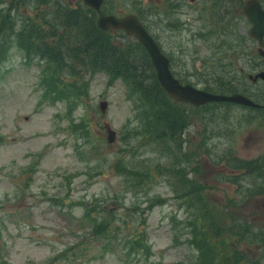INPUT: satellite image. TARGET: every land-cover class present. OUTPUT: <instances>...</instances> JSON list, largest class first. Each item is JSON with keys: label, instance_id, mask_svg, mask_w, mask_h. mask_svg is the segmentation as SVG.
<instances>
[{"label": "rangeland", "instance_id": "374dc122", "mask_svg": "<svg viewBox=\"0 0 264 264\" xmlns=\"http://www.w3.org/2000/svg\"><path fill=\"white\" fill-rule=\"evenodd\" d=\"M58 1L0 0V13L8 12L18 21L33 17L43 22L50 31L48 40H53L56 34L51 32L59 30L50 28L45 19L51 15L45 12ZM78 1L63 0L64 6L70 7H76ZM109 1L122 12L142 14L170 56L175 75L183 81L199 87L235 83L246 93L248 86H255L247 72L264 70L257 44L247 35L249 24L241 12L245 0ZM116 8L104 12H118ZM12 27V20L4 22V38L8 39ZM110 32L122 44L133 40L123 31ZM7 44L8 49L3 50L7 55L0 56V264L195 262L200 248L188 241V228L180 222L195 210L189 207L187 211L186 203L174 193V183L178 188L183 184L157 166L171 164L173 159L161 154L162 144L148 142V134L141 131L142 106L128 95L124 82L114 78L108 83L109 75L100 70L71 73L66 68L64 78L84 79L88 87L70 109L66 100L51 98L50 77L49 81L42 79L44 73L50 74L43 58L32 52L28 59L16 40ZM81 84L77 80L72 85L74 91ZM102 100L106 102L104 110L99 105ZM189 111L191 124L184 132L183 150L195 152V168L188 176L202 188L208 206L238 228L236 232L264 228V192L248 196L251 189L244 185L249 175L234 180L239 168L228 166L225 159L235 155L264 162V110L257 115L241 105L221 106L216 111L221 115L217 122L221 127L227 124L228 129L216 130L220 137L211 139L207 128L213 127H204L209 114L199 106ZM225 113L226 118L222 116ZM263 169L264 165L260 171ZM239 183L243 190L234 192ZM157 196L164 200L146 208ZM86 207H91V216L112 220V237L89 230ZM233 219L244 227L232 225ZM143 230L150 254H128L124 238L139 237ZM238 233L227 236V242L238 241ZM206 236L212 241V236ZM235 245L246 250L251 259L264 257V240H243ZM207 246L214 245L205 242L202 250Z\"/></svg>", "mask_w": 264, "mask_h": 264}, {"label": "trees", "instance_id": "16d2710c", "mask_svg": "<svg viewBox=\"0 0 264 264\" xmlns=\"http://www.w3.org/2000/svg\"><path fill=\"white\" fill-rule=\"evenodd\" d=\"M48 13L51 17L45 20L50 24V28L59 30L58 32H51L56 34L53 40H48L50 31L46 29L43 22L37 21L33 17L18 21L8 12L0 13L2 17L0 20V56L7 55L3 52L9 47L7 42L16 40L17 45L23 49L28 59L32 57V52L35 57L43 58L50 74L44 73L42 79L47 81L48 76L50 77L48 92L52 94L51 98L66 100L70 109L76 105L81 95L86 93L88 87L84 79L72 78L70 80L64 78L62 76L64 69L67 68L71 73H78L80 69L89 70L90 72L104 71L109 75L110 79L107 77L108 83L113 81L114 78H120L128 87V95L136 99L142 106V110H139V114L142 113V119H144L141 123L143 125L141 131L148 134V142L162 144L161 154L173 159L171 164L165 163L157 166L168 171L181 185L183 184L181 188H178L174 183V193L178 199L183 200L184 204L186 203L187 211L189 207L195 210L192 216L188 215L185 221H180L181 223L185 222L188 228V241L194 242L195 246L200 248L201 255L192 264H244L243 261H250L251 264H262L263 256L251 259V255L246 250L238 249L235 245L243 240L263 242L262 229L250 228L248 232L242 230L241 234L236 232L235 229L239 230L238 228L230 226L224 218L216 215L208 206L206 199H204V191L201 187H197L195 181L188 176L191 168H195V165L192 160L194 151L183 150L186 139L183 137L184 132L191 124V118L188 119L186 111L195 109L197 105L193 106L173 99L156 78L153 65L141 43L135 39L129 40L127 44L114 40L110 32L113 30L103 29L96 24L95 10L91 7L82 3H79L76 7L64 6V2L60 0L54 3L51 9L48 8L45 15ZM141 15L140 18L143 20ZM8 19L12 20L13 27L9 30L8 39H6L3 37L1 27ZM146 26L150 30L147 24ZM12 36L13 39H9ZM244 37L242 40H244ZM177 76L183 81L181 76ZM77 80H81L82 84L79 86L78 91H74L72 85ZM186 82L191 81L186 80ZM191 83L195 84L194 82ZM252 85L255 84L252 83ZM256 87L260 88L261 91L250 92L252 86H248L246 94L256 101L263 102L264 83L263 85L257 83ZM203 88L219 92L236 90L245 92L244 87L240 88L235 83L226 84L224 81L218 85L205 84ZM213 103L199 106L200 109L204 108L206 113L209 114L205 117V119L207 117L208 119L207 122H204V127L211 125L214 128L217 126L214 129L207 128L208 138L210 139L214 135L220 137L221 134L216 133L218 129L221 130L222 127L225 130L228 129L227 124L221 127L220 122H217V118L221 115L217 114L216 111L223 105L231 104L228 102ZM189 112L193 113V111ZM222 116L226 118L227 114L225 113ZM136 131L140 133V130ZM232 132L231 129L229 134ZM225 159L228 166L245 168L246 172L260 170L264 165L262 162L260 163L259 158L245 159L232 155ZM135 173L139 175V173ZM187 187H189L188 192L185 191ZM260 191L264 192L261 188H254L246 194H256ZM187 193H191V196H187ZM152 200L147 202L146 208H151L152 205L157 203L155 201H163L164 198L157 196ZM143 209L145 211V208ZM90 211L91 207H86L84 213V215H87L84 218L90 217L89 230L95 235L112 237L109 235L112 220L107 216L97 219L96 216H91ZM234 224L244 227L242 224L232 221V225ZM142 227L144 228V224H142ZM196 233L201 234L193 237ZM237 233L239 234L238 241L229 244L227 236L237 235ZM145 234L143 230L142 233L140 232L139 237L129 235L124 238L128 254L142 253V251L146 255L150 254V244L145 239ZM206 234L212 236V241ZM205 242H210L214 246H207L203 251L201 246Z\"/></svg>", "mask_w": 264, "mask_h": 264}, {"label": "water", "instance_id": "95a60500", "mask_svg": "<svg viewBox=\"0 0 264 264\" xmlns=\"http://www.w3.org/2000/svg\"><path fill=\"white\" fill-rule=\"evenodd\" d=\"M87 4L98 8L102 0H84ZM244 13L251 23L249 34L258 39L259 44H263L264 35V8L259 0H246L243 6ZM97 24L100 27H120L128 34L135 36V38L145 47L148 52L151 62L154 66L156 77L168 94L178 100H184L193 104L206 103L208 101H230L241 103L250 106H263L264 102L259 103L254 101L249 96L241 92L219 93L212 92L189 82L182 83L171 71L169 67V58L164 54L157 42L146 29L141 20L134 13H127L122 16L114 14H100L97 18ZM259 52L264 54V50L260 47ZM264 77V72L259 71L254 76ZM100 108L104 110L106 102L100 101ZM113 131H109V138L111 139ZM49 264V263H43Z\"/></svg>", "mask_w": 264, "mask_h": 264}, {"label": "flooded vegetation", "instance_id": "af4514ba", "mask_svg": "<svg viewBox=\"0 0 264 264\" xmlns=\"http://www.w3.org/2000/svg\"><path fill=\"white\" fill-rule=\"evenodd\" d=\"M101 8L99 9V10H96V12H97V15H100V14H115V15H124V14H126V13H128V12H131V11H127V12H122V10H121V8L120 7H117V6H114L113 5V3H111L109 0H103V2H102V4H101V6H100ZM113 7H114V9L116 8L117 10H121L120 11V13H119V11L118 12H111V11H106V12H104V10L105 9H109V8H111V9H113ZM242 12H243V10H242ZM246 19V18H245ZM247 21V20H246ZM109 30H113V31H116V30H118V29H120V28H117V27H107ZM248 31H247V35H248ZM155 36V35H154ZM251 35L249 34V40H250V38L251 39H253V41H255L256 42V44H257V50H256V53L259 55V57L260 58H262V59H264V55H261L260 54V52H259V50H258V48H259V41L256 39V38H252V37H250ZM155 38H156V36H155ZM157 39V38H156ZM157 42H158V40H156ZM251 41V40H250ZM263 41H264V37H263ZM158 44L160 45V43L158 42ZM264 46V45H263ZM161 47V46H160ZM164 51V50H163ZM253 51V50H252ZM251 55H253L252 53H251ZM259 70H263V69H258V70H256V71H254L253 73L252 72H247V77L249 78V80H250V82L251 83H253V84H255V86H252V90H254V89H260V88H258V87H256V85H257V83H259V82H261L262 83V85H263V83H264V79L263 78H257V79H253V78H251L250 77V74H254L255 72H257V71H259ZM245 93V92H244ZM235 105H241L242 106V104H237V103H234ZM244 107V106H243ZM260 110H264V107H261V106H259V107H250V112H253V113H256L257 115L258 114H263V112L262 111H260ZM206 122H207V119L205 120ZM249 173H244L242 170H236V172L234 173V180H238V179H241L242 177H245V175H249V177H250V179H247V182H246V184L244 185V186H247V187H251V188H262L263 190H264V169L262 170V171H260V170H251V171H248ZM256 172V174L255 175H253L254 173ZM251 173V174H250ZM251 180V181H250ZM259 180L261 181V182H259ZM243 184H239V185H237L235 188H238V187H243L242 186ZM234 188V189H235ZM233 189V190H234ZM251 196H254V195H251ZM259 216H257V218H258ZM262 228V227H261ZM261 228H257V229H261ZM262 231H263V235H264V228H262Z\"/></svg>", "mask_w": 264, "mask_h": 264}]
</instances>
